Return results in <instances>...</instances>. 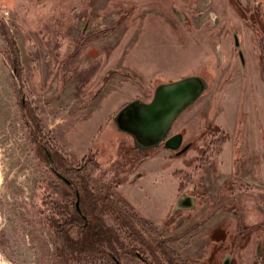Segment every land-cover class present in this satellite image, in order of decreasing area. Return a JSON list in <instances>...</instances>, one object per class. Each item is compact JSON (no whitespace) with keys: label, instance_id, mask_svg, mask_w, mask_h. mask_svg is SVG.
<instances>
[{"label":"rangeland","instance_id":"obj_1","mask_svg":"<svg viewBox=\"0 0 264 264\" xmlns=\"http://www.w3.org/2000/svg\"><path fill=\"white\" fill-rule=\"evenodd\" d=\"M1 21L24 67L21 82L0 35L2 264H62L43 202L56 179L31 137L22 95L75 164L97 154L93 182L119 185L164 238L214 215L169 244L185 261L264 264V0H0ZM105 30L72 56L84 32ZM243 50L250 69L242 71ZM189 77L204 89L169 133L190 143L184 153L156 146L139 121L118 120L131 104H149L159 86ZM119 263L150 264L127 255Z\"/></svg>","mask_w":264,"mask_h":264},{"label":"trees","instance_id":"obj_2","mask_svg":"<svg viewBox=\"0 0 264 264\" xmlns=\"http://www.w3.org/2000/svg\"><path fill=\"white\" fill-rule=\"evenodd\" d=\"M108 32H84L72 56H77L83 46ZM0 35L9 48L7 61L22 82L21 53L4 21L0 22ZM24 98L22 95L21 106L31 137L40 159L52 169L56 179L46 187L43 202L47 226L57 238L58 257L62 264H120L123 255L150 264H193L185 261L169 244L190 234L214 215H209L177 238H164L155 225L137 215L134 207L118 191L119 185L115 189L102 188L93 182L92 176L101 170L95 159L97 154H88L80 164H75L67 151L45 132L38 109ZM180 174L183 173L176 176L180 178ZM182 187L180 184L179 191ZM106 216L112 218L126 245L119 247L116 244Z\"/></svg>","mask_w":264,"mask_h":264},{"label":"water","instance_id":"obj_3","mask_svg":"<svg viewBox=\"0 0 264 264\" xmlns=\"http://www.w3.org/2000/svg\"><path fill=\"white\" fill-rule=\"evenodd\" d=\"M197 84L198 83L195 78H188L161 88L158 90L153 102L149 104V106H146L145 104H131L120 113L121 115L119 114L118 120H120V122L130 121L131 119L139 121L138 128L141 131L148 132V127H150V125H148L150 121L148 120L150 117L147 114V111L150 110L152 113L159 111L157 117H154L157 124L162 123L160 136H155V145L157 146L160 141L166 139L169 129L179 114L189 107V105L193 104L199 97L201 92H199L200 90L196 88L198 86ZM139 106L144 108L139 112V116H137L134 112V108ZM128 108H130L129 112ZM123 130L131 133L136 138V135L132 130ZM174 140H176V138H172L167 142L168 148L175 149L178 147L175 143H173ZM177 145H179V143H177ZM187 149L188 147L183 148L179 154L184 153ZM0 264H2L1 250Z\"/></svg>","mask_w":264,"mask_h":264},{"label":"flooded vegetation","instance_id":"obj_4","mask_svg":"<svg viewBox=\"0 0 264 264\" xmlns=\"http://www.w3.org/2000/svg\"><path fill=\"white\" fill-rule=\"evenodd\" d=\"M237 46H239V45H237ZM238 57L240 58V60H242L240 63H241V65L243 66L242 68V71L244 70V67H247V69L249 68V64L247 63V59H245V55H244V50H243V53L242 52H240L239 54H238ZM250 69V68H249ZM189 78H195L196 79V81H197V89L198 90H200L199 92H201L202 93V91H203V89H204V84H203V82H202V79L200 78V77H189ZM184 79H188V78H184ZM184 79H182V80H184ZM181 81V80H180ZM178 82V81H177ZM172 83H175V82H171V83H168V84H165V85H162V86H159L157 89H156V92L154 93V95H153V98H152V101L149 103V104H151L152 102H153V100H154V98H155V95L157 94V92H158V90H160L161 88H164V87H167L168 85H170V84H172ZM201 93L199 94V96L201 95ZM199 99V97L197 98V100ZM196 100V101H197ZM195 101V102H196ZM194 102V103H195ZM193 103V104H194ZM149 104H145L146 106H149ZM193 104H191V105H193ZM163 105V104H162ZM191 105H189V107L191 106ZM189 107H187L184 111H182L180 114H179V116L176 118V120H175V122L177 121V119L189 108ZM144 107H135L134 108V112L137 114V116H139V112L140 111H142V109H143ZM159 111H157V112H155V113H152L150 110H148L147 111V114L149 115V117H150V119L148 120V121H150L149 123H148V125H150V127H148V132L149 133H151V134H153L154 136H160V133H161V125H162V123H160V124H157L156 122H155V120H154V117L156 116L157 117V115L159 114L158 113ZM120 114V113H119ZM147 115V116H148ZM174 122V123H175ZM174 123H173V125H174ZM173 125L171 126V128L169 129V131H168V135H167V137H166V139H163L162 141H160L159 142V144L161 143V142H163L164 144H165V146H166V148L167 149H169L170 150V148H168L167 147V142L169 141V140H171L172 138H176V140H174L173 141V143H175L176 144V146H178L177 148H175V149H171V150H174V151H178V150H182L183 148H185V147H188V149H189V145H190V143H188V144H186V145H184V147L182 146V137H181V134H174L173 136H171V137H169V133H170V131L172 130V127H173ZM156 136V137H157ZM180 141V142H179ZM177 143H179V145H177ZM158 144V145H159Z\"/></svg>","mask_w":264,"mask_h":264},{"label":"crops","instance_id":"obj_5","mask_svg":"<svg viewBox=\"0 0 264 264\" xmlns=\"http://www.w3.org/2000/svg\"><path fill=\"white\" fill-rule=\"evenodd\" d=\"M234 91H236V92H237V91H238V89H236V90H234ZM178 119H179V118H178ZM178 119H177V120H178ZM255 153H258V151H257V152H255ZM260 155H262V154L260 153Z\"/></svg>","mask_w":264,"mask_h":264}]
</instances>
